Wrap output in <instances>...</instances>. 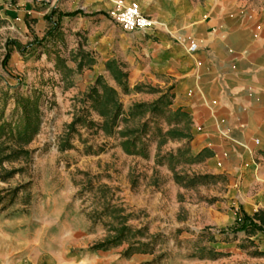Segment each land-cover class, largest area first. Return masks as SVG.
Listing matches in <instances>:
<instances>
[{
    "label": "rangeland",
    "instance_id": "1",
    "mask_svg": "<svg viewBox=\"0 0 264 264\" xmlns=\"http://www.w3.org/2000/svg\"><path fill=\"white\" fill-rule=\"evenodd\" d=\"M60 2L69 8L79 0ZM119 3L124 4L117 1L108 10L110 16ZM12 9L9 0H0V124L10 122L14 127L20 123L22 109L17 99L29 95L40 96L42 121L29 143H18L7 135L0 140V264H15L46 251L80 255L104 242L105 247L99 249L139 254L153 264H187L202 253L208 257L204 264H264V237L251 240L233 232L235 226L211 221L210 204L216 200L210 198L212 187L203 191L199 185L178 184L169 165L157 162L179 139L169 138L159 148L160 138L152 136L147 157L129 155L117 133L104 134L103 119L86 100L98 75L118 89L125 111L136 102L151 103L170 89L154 82L132 87L129 74V92L118 87L106 69L111 44H96L98 29L103 26L100 19H88L82 27V21L73 18L79 14L67 16L68 25L61 20L57 30L40 44L53 30L43 14L46 7L37 6L30 13L34 17L25 19L21 17L24 11L17 7L20 20L7 13ZM106 27L100 31H107ZM11 40L16 43L9 44ZM97 46L99 54L94 49ZM83 55L86 58L79 68ZM122 68L127 72L123 64ZM166 115L158 119L164 130L170 128ZM147 116L121 122L118 130L140 126ZM77 118L81 121L69 131ZM189 164L181 158L176 172L188 173ZM221 183L213 191L223 193L225 183ZM189 204L198 205L192 208V219ZM230 209L239 212L240 208ZM179 223L186 224L178 227ZM125 225L131 231L120 236ZM193 226L201 228L199 233ZM233 237L239 238L216 243ZM205 246L210 249L204 251ZM215 249L226 253L215 257Z\"/></svg>",
    "mask_w": 264,
    "mask_h": 264
},
{
    "label": "crops",
    "instance_id": "2",
    "mask_svg": "<svg viewBox=\"0 0 264 264\" xmlns=\"http://www.w3.org/2000/svg\"><path fill=\"white\" fill-rule=\"evenodd\" d=\"M117 1L137 2L154 25L132 31L116 25L108 10L114 9ZM9 2L13 9L7 13L18 20L33 18L30 13L42 5L46 7L44 15L53 10L55 16L62 11L82 10L73 17L82 21V27L88 19H100L103 26L98 29L96 44H111L106 60L116 59L124 65L129 85L154 82L160 88L168 87L173 109L182 108L188 114L189 123H183L181 128L187 127L192 139L182 138L173 145L174 149L187 145L188 157L206 151L199 161L187 167L189 174L218 176L212 185L197 187L203 191L212 187L210 198L216 200L210 204L214 212L211 221L236 226L243 213L253 215L264 210V0H79L69 8L62 7L60 0ZM17 7L24 11L21 17ZM89 12H94L93 16ZM62 21L68 25L69 17ZM103 27L107 31H100ZM192 42L197 46L194 51L190 50ZM98 47L94 48L97 54ZM96 59L98 62V55ZM223 181V193L213 191ZM178 191L183 193L184 189L179 187ZM195 207L198 205L187 207L191 219ZM230 208L240 209L235 212ZM184 224L179 223L178 227ZM193 228L196 233L201 229ZM237 233L251 240L264 237L257 230ZM239 237L214 241L229 243ZM209 249L204 247V251ZM216 251L215 257L226 253L222 249ZM206 261L208 257L202 253L186 263ZM15 264L153 263L139 254L121 255L111 249L93 248L74 256L46 251L21 258Z\"/></svg>",
    "mask_w": 264,
    "mask_h": 264
},
{
    "label": "trees",
    "instance_id": "3",
    "mask_svg": "<svg viewBox=\"0 0 264 264\" xmlns=\"http://www.w3.org/2000/svg\"><path fill=\"white\" fill-rule=\"evenodd\" d=\"M83 13L81 10L76 12H60L59 17L55 19L54 10L50 14H46L44 17L53 24V30L40 40V44L50 36L60 26L63 17L75 16ZM9 44L16 43L11 40ZM88 55V54H86ZM86 55H83L79 68L82 67ZM10 57V50L7 52L6 59ZM106 69L110 72L111 76L115 80L118 87L124 92H129L128 85V73L122 68V64L116 60L111 59L106 62ZM141 86H136L137 90H140ZM86 100L90 103L91 109L95 110L99 116L103 119L101 124V130L106 135L118 134L121 138V146L125 153L129 155H139L143 157L148 156L149 142L151 137H158L160 141L157 146L160 148L164 145L168 139H182L187 138L189 141L192 139V135L187 132V127L181 128L184 123L188 125V114L182 108L172 109V93L170 90L162 92V94L153 102H136L128 111H125L123 104L120 100V93L118 89L104 81L102 75H98L95 84L91 87L86 94ZM17 104L22 109L21 122L14 127L10 122H3L0 124V140L4 135H7L10 139H14L18 143H29L33 137L37 134L41 118L40 109V96H19ZM169 114L167 123L170 126L169 129L164 128L158 123L159 117H166ZM145 115L147 119L137 127H125L118 130L120 123H127L131 120L141 118ZM80 118L75 119L69 125V131L75 129V126L80 122ZM8 130V131H7ZM154 130V131H153ZM189 148L187 145H183L176 149L167 151L165 154L159 157L158 163L168 164L171 170L175 174V182L186 187H194L198 185L214 183L218 176L212 174H181L176 172V165L181 163V158L184 162L193 163L199 161L204 154L205 150L200 152L195 157H188ZM236 226L233 228V232L251 230L260 231L264 233V210H259L253 215L243 213L236 220ZM131 227L123 226L119 232L120 236H124L126 232H130ZM105 247L104 243H99L95 248ZM132 248H128V251Z\"/></svg>",
    "mask_w": 264,
    "mask_h": 264
},
{
    "label": "built area",
    "instance_id": "4",
    "mask_svg": "<svg viewBox=\"0 0 264 264\" xmlns=\"http://www.w3.org/2000/svg\"><path fill=\"white\" fill-rule=\"evenodd\" d=\"M112 19L124 30L148 29L154 25V21L145 15L137 2L128 5L119 3L117 9L111 12ZM196 44L191 43L190 50L196 49Z\"/></svg>",
    "mask_w": 264,
    "mask_h": 264
}]
</instances>
